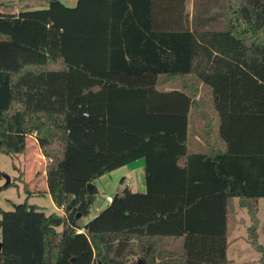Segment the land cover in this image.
<instances>
[{
	"label": "trees",
	"instance_id": "16d2710c",
	"mask_svg": "<svg viewBox=\"0 0 264 264\" xmlns=\"http://www.w3.org/2000/svg\"><path fill=\"white\" fill-rule=\"evenodd\" d=\"M46 1L0 9V153L22 154L34 138L62 213L30 194L0 207V264H235L236 200L264 264V0H225L215 12L193 0L190 16L187 0ZM139 158L145 191L116 190L80 227L95 180ZM118 241L129 244L116 257Z\"/></svg>",
	"mask_w": 264,
	"mask_h": 264
},
{
	"label": "rangeland",
	"instance_id": "374dc122",
	"mask_svg": "<svg viewBox=\"0 0 264 264\" xmlns=\"http://www.w3.org/2000/svg\"><path fill=\"white\" fill-rule=\"evenodd\" d=\"M225 0H219L216 3L214 0H209L210 8L212 12L221 8ZM46 0H0V9L10 12H17L25 8H43L46 6ZM64 3L68 6L71 5V0H65ZM194 6L193 0L186 1V11L189 16L192 13ZM200 98L206 100L205 103H210L211 92L209 87L201 85L200 87ZM207 105V104H206ZM189 121H192L189 127V137L192 134V125L196 132L202 129V122L199 120L198 116L194 111H190ZM34 136V133L32 134ZM47 159L43 157L40 153L36 141L32 138H28L26 143V149L22 154H12L7 155L0 153V185L5 181L2 174L8 175L10 177V182H14L15 185L4 189L0 192V207L3 210L10 211L13 209L14 204H19L24 202L28 196V203L35 204L46 211V214L56 212L61 214L58 209L54 210L52 201L47 194V187L45 182V166L47 164ZM144 160L137 159L129 163L133 170L143 167ZM117 173L112 175L113 179L117 176ZM141 191L144 190L143 184L140 188ZM106 198L103 195L98 194L91 209L87 216L79 217L77 224L82 227L92 216L95 214L96 205L103 202ZM236 208V226L229 239V246L226 251V256L231 259L235 264H242L244 262H254V264H261L259 259V254L249 245L246 241L247 227L249 226V216L245 208L238 205L237 200L235 201ZM257 217L259 219L258 224V240L260 243H264V198H260L258 201V212ZM60 229V228H58ZM81 228L79 229V231ZM127 247V246H126ZM125 250V249H124ZM123 250V251H124ZM122 251V252H123ZM139 257H129V260H133L134 263Z\"/></svg>",
	"mask_w": 264,
	"mask_h": 264
},
{
	"label": "crops",
	"instance_id": "0c3cea01",
	"mask_svg": "<svg viewBox=\"0 0 264 264\" xmlns=\"http://www.w3.org/2000/svg\"><path fill=\"white\" fill-rule=\"evenodd\" d=\"M25 9H34V8H25ZM169 87H165L164 89H168ZM190 118V117H189ZM192 121H189V127L191 126ZM192 134L189 137V132H188V137L189 140L193 143V145H195L198 149H201L203 147V142L201 140L200 137V132H196L194 125H192ZM33 140H35L34 138H32ZM139 159H143V158H139ZM144 160V159H143ZM135 161V160H134ZM133 162V161H132ZM131 163V162H130ZM143 167H144V163H143ZM143 167L133 170V168L130 167L129 163L121 166L107 174H103L100 177H98L95 180V186L99 192V194L103 195L104 198L106 197H112L113 193L118 190L121 189L123 187H128L132 192H142L140 190L142 184L144 187V190L146 189V183L144 180V175H143ZM114 173H117L118 175L115 177V179H113L112 175ZM44 176H45V172H44ZM259 201V200H258ZM109 203H107L104 199L103 202L99 203L98 205H96V210H95V214L92 216L94 217L95 215H97L103 208H105ZM54 210L58 209L57 207L54 206V204L52 203ZM59 211H61V209H58ZM46 213V211H44ZM62 213V211H61ZM87 222V221H86ZM231 235L227 238L228 241V246H229V239H230ZM227 246V248H228ZM231 260V259H230Z\"/></svg>",
	"mask_w": 264,
	"mask_h": 264
},
{
	"label": "water",
	"instance_id": "95a60500",
	"mask_svg": "<svg viewBox=\"0 0 264 264\" xmlns=\"http://www.w3.org/2000/svg\"><path fill=\"white\" fill-rule=\"evenodd\" d=\"M74 2L75 0H71V5H74ZM68 5V4H67ZM3 178L5 179L4 183L3 184H8L10 183V177L8 175H5V174H2ZM93 186L92 183H88L87 187H88V190H90V188ZM79 217H81L80 214H77L76 215V218L78 219ZM129 244L128 241H118L117 243V246L115 248V251H114V254L116 257H119L122 253V251L126 248V246ZM0 246H1V243H0ZM134 264H146L144 262V260L142 258H138Z\"/></svg>",
	"mask_w": 264,
	"mask_h": 264
},
{
	"label": "built area",
	"instance_id": "2783aa9c",
	"mask_svg": "<svg viewBox=\"0 0 264 264\" xmlns=\"http://www.w3.org/2000/svg\"><path fill=\"white\" fill-rule=\"evenodd\" d=\"M111 201V197H106V202L109 203ZM83 228H81V230L79 231V229L77 230V232H82Z\"/></svg>",
	"mask_w": 264,
	"mask_h": 264
}]
</instances>
